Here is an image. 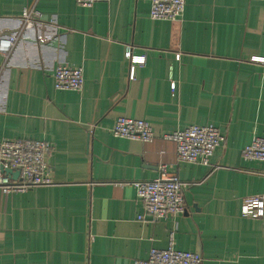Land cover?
Instances as JSON below:
<instances>
[{"label": "crops", "instance_id": "1", "mask_svg": "<svg viewBox=\"0 0 264 264\" xmlns=\"http://www.w3.org/2000/svg\"><path fill=\"white\" fill-rule=\"evenodd\" d=\"M27 8L55 39L22 40L9 61L0 54V143H51L54 184L0 191V264H133L168 249L173 233L175 249L204 264H264V217L241 215L246 197H264V165L243 157L264 137V64L251 61L264 58L263 2L186 0L171 22L150 18L151 0H0V38ZM128 47L146 56L134 79ZM58 66L83 68V89L56 90ZM120 117L148 122L154 140L114 137ZM193 125L226 137L209 165L180 162L166 138ZM162 167L190 184L187 210L139 221L133 184Z\"/></svg>", "mask_w": 264, "mask_h": 264}, {"label": "built area", "instance_id": "2", "mask_svg": "<svg viewBox=\"0 0 264 264\" xmlns=\"http://www.w3.org/2000/svg\"><path fill=\"white\" fill-rule=\"evenodd\" d=\"M264 5V0H261ZM81 7L91 8L97 3H108L110 0H76ZM186 9V0H151L150 18L153 21H181ZM18 31L0 38V54L7 61L11 53L22 40H36L46 44L55 39L52 32H43L46 24L41 13L35 8H27L18 20ZM47 25V24H46ZM51 28L54 26L50 24ZM126 59L131 63L130 79L136 76V67L145 65L146 56L133 54L128 47ZM180 55L177 56V60ZM252 62L264 64V58L253 57ZM84 69L81 67L58 66L54 73V85L58 91H81L84 87ZM176 84H171L174 92ZM112 135L117 138L150 143L154 140L151 125L139 119L120 117ZM176 145L178 160L189 164L209 165L216 150L225 144L226 137L213 125H193L172 135L166 136ZM54 147L44 140L22 139L0 143V164L4 168L20 172L14 180L0 169V191L4 195L24 193L28 190L54 184L50 160ZM246 160L258 161L264 165V137L255 138L243 151ZM137 198L143 205L144 212L138 216L139 221L166 220L186 212L185 190L190 186L178 176L168 174L162 167L160 178L153 181H142L133 184ZM243 218L260 219L264 217V197L249 196L242 203ZM168 249H152L147 260H136L133 264H204L202 255L177 250L174 247V233L171 235Z\"/></svg>", "mask_w": 264, "mask_h": 264}, {"label": "water", "instance_id": "3", "mask_svg": "<svg viewBox=\"0 0 264 264\" xmlns=\"http://www.w3.org/2000/svg\"><path fill=\"white\" fill-rule=\"evenodd\" d=\"M1 170H2L3 173H5L6 175L12 177L14 180H16V179L20 176V172H18V171H13V170H11V169L4 168L3 166H1Z\"/></svg>", "mask_w": 264, "mask_h": 264}]
</instances>
